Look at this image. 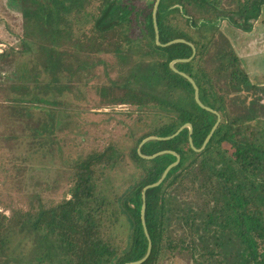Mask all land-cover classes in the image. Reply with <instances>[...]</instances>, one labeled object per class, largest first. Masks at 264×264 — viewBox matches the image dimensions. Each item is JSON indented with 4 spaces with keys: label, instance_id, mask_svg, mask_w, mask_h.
Returning a JSON list of instances; mask_svg holds the SVG:
<instances>
[{
    "label": "trees",
    "instance_id": "1",
    "mask_svg": "<svg viewBox=\"0 0 264 264\" xmlns=\"http://www.w3.org/2000/svg\"><path fill=\"white\" fill-rule=\"evenodd\" d=\"M141 1L7 0L0 264H264V84L230 40L264 0ZM115 115L127 153L98 140Z\"/></svg>",
    "mask_w": 264,
    "mask_h": 264
},
{
    "label": "rangeland",
    "instance_id": "2",
    "mask_svg": "<svg viewBox=\"0 0 264 264\" xmlns=\"http://www.w3.org/2000/svg\"><path fill=\"white\" fill-rule=\"evenodd\" d=\"M144 1L145 0H142L139 5H142ZM15 9H19V7L16 8L10 6L7 0H0V52L3 49H7L11 45L15 46L16 49L19 47L16 44V41L22 36L23 27L21 21V12H17ZM227 27V24L223 26L225 32L230 35ZM230 40L232 41L233 46L237 49V52L242 59V62L245 64L246 69L248 68L247 72H249L250 79L253 82L264 84V10L262 16H260V20H255L254 29L251 32L243 33V31H240L233 35ZM69 97L71 96H68V98ZM119 108H121L123 111L133 109L131 105H125ZM115 118L116 120L112 121V124L110 123L108 126L110 128V132H105V136L98 138V140H104L105 144L114 140L115 145H118L119 148L123 149L127 153L129 148L125 142V139H127L125 137L129 135V129L131 127H134L135 129H139V127H136V125H134V123L129 120L128 116L115 115ZM117 119H121L124 122L118 123ZM17 127L18 126L15 125V128ZM3 128H5V126ZM88 130L90 133L89 135L96 136L101 134L99 130L95 131L94 128H89ZM19 141L20 146L18 147H20V149L29 146V139L27 137L20 138ZM127 155L129 156V154ZM24 158L28 159L29 157L27 154H24L22 159ZM9 160L11 165V163H13V157ZM125 162H128L129 166L120 164L119 167L126 168L130 171L131 163L129 162L128 157L126 158ZM6 177L8 178V182L5 179ZM17 179V176L11 173L3 174L0 182V191H8V189L14 188L16 192L18 190ZM14 201L15 203H18V199H16V197ZM9 211L10 209H8V212ZM174 261L175 262L172 264H187L186 261L180 262L177 259Z\"/></svg>",
    "mask_w": 264,
    "mask_h": 264
},
{
    "label": "water",
    "instance_id": "3",
    "mask_svg": "<svg viewBox=\"0 0 264 264\" xmlns=\"http://www.w3.org/2000/svg\"><path fill=\"white\" fill-rule=\"evenodd\" d=\"M158 3H159V0H157L156 1V4H155V9H154V16H156V10H157V8H158ZM155 27H156V32H157V34H156V39L158 40V38H159V32H158V25H157V22L155 21ZM175 41H184L183 39H176V40H173V41H171V43L172 42H175ZM160 43V42H159ZM180 60H185V59H178V60H175V61H173L172 63H171V65L174 67V63L176 62V61H180ZM176 69V68H175ZM184 75H186L187 77H188V74H186V73H184V72H182ZM189 78L193 81V79L189 76ZM196 96H197V101L199 102L200 100H199V97H198V93L196 94ZM201 105H203V106H205L202 102H199ZM205 107H207L208 109H211L210 107H208V106H205ZM185 126H189V128H190V132H191V128H192V125L190 124V123H186L184 126H182L177 132H179L183 127H185ZM176 132V133H177ZM175 133V134H176ZM174 134V135H175ZM212 134V131H211V133L207 136V138H206V140H205V143L208 141V139L210 138V135ZM153 137H155V136H151V137H148V138H146V139H144V141L143 142H145L146 140H148V139H150V138H153ZM168 137H170V136H168ZM164 138H167V137H164ZM204 143V144H205ZM158 153H156V154H154V155H151V157H153V156H155V155H157ZM172 165H170L167 169H166V171H165V173L163 174V177L166 175V173H167V171L169 170V168L171 167ZM162 177V178H163ZM160 182V181H159ZM159 182H157L156 184H158ZM155 184V185H156ZM144 215H145V204L143 205V208H142V217L144 218ZM150 249H151V244H149V249H148V253L150 252ZM148 253L146 254V256L143 258V259H141V260H138V261H135V262H132V263H128V264H136V263H139V262H141L142 260H144L147 256H148Z\"/></svg>",
    "mask_w": 264,
    "mask_h": 264
}]
</instances>
